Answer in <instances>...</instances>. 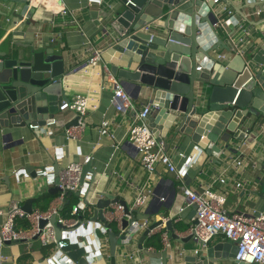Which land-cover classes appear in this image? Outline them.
Instances as JSON below:
<instances>
[{
    "label": "crops",
    "instance_id": "crops-1",
    "mask_svg": "<svg viewBox=\"0 0 264 264\" xmlns=\"http://www.w3.org/2000/svg\"><path fill=\"white\" fill-rule=\"evenodd\" d=\"M119 4L121 0H0V53L23 50L31 45L41 50L54 49L63 57L66 71L62 103L72 102L78 95L90 97L88 125L79 141L67 139L65 124H72L74 115L61 111L42 115L43 122H47L44 125H24L14 140L0 137V229L14 203L23 208L28 200H34L33 211L49 213L56 208L61 215L65 201L62 204L59 193L50 192L55 184L48 183V178L57 180L69 164L78 163L85 173L75 192L77 205L93 206L100 194L103 199L109 196L132 206L138 190H150V201L137 211L146 215L155 212L161 204L160 213L146 221L149 225L159 220L171 221L172 230L167 227L163 230L171 246L165 247L161 234L155 232L144 240L142 250L140 240L146 230L135 234L134 243L126 246L116 223L110 232L119 234L120 241L113 252L109 233L105 234V224L112 218L114 204L105 211V221L93 220L94 207L90 217L92 223L80 225L73 232L62 230V239L68 242V247L57 254L53 245L43 246L38 240L6 244L0 247V264H164L162 257L150 255L164 251L168 254L166 264H236L229 260L216 263L203 260L206 249L201 250L190 237L191 220L178 216L181 208H188L181 187L197 191L212 187L226 196L225 208L229 213L247 216L264 213V112L251 110L244 118L240 126L244 140L228 130L229 120L222 131L223 137L228 134L227 141L221 137L217 142L219 152L211 150L214 145L207 138L208 130L214 127L211 123H207L205 131L191 128L197 136L204 132L196 143L191 135L175 136L178 126L169 120L173 111L163 116L156 114L154 120L158 128L154 134L161 135L166 142V145L161 143L176 172L159 164L155 174L150 176L141 166L140 154L129 142V130L134 110L149 104L154 106V103L163 105L164 99H155L153 92L143 90L137 99H132L133 109L120 114L110 103L112 90L107 86L102 66L71 73L95 51L103 53L108 48L104 38L106 26L112 9ZM63 9L68 13L63 14ZM238 10L241 20L234 30H229L226 21L239 18ZM212 11L219 19L218 36L215 37L225 45L222 50L211 53L216 59L218 55L225 56L217 59L218 70L228 80L247 69L253 75L259 72L264 75V0H217ZM198 110L203 116L210 113L208 106ZM215 114L216 117L212 115L211 118L218 124L222 113ZM53 120L57 124L50 125ZM105 120L108 126L100 133L99 128ZM31 126L38 127L32 129ZM5 133L3 130L2 134ZM238 161L242 166H237ZM222 179L225 183L220 182ZM155 234L160 235V240L148 247L147 240ZM173 234L184 241L173 239ZM224 242L228 241L217 236L207 248ZM197 250L200 251L197 253Z\"/></svg>",
    "mask_w": 264,
    "mask_h": 264
},
{
    "label": "water",
    "instance_id": "water-1",
    "mask_svg": "<svg viewBox=\"0 0 264 264\" xmlns=\"http://www.w3.org/2000/svg\"><path fill=\"white\" fill-rule=\"evenodd\" d=\"M216 2L121 0V4L112 9L109 17L104 36L108 48L101 57L132 99H137L143 90L153 92L155 99H164L163 105L154 103L147 118L153 132L158 128L154 120L156 114L163 116L173 111L168 117L178 126L175 136L191 135L199 143L204 132L197 136L191 132V128L199 127V131H205L209 122L214 127L208 130L207 138L214 145L211 150L219 152L217 142L221 137L227 141L228 134L223 137L222 131L229 120L228 130L235 132L239 140H244L245 134L240 129L244 118L251 110L264 112V75L262 72L253 75L247 69L228 80L218 70V60L211 53L222 50L225 45L215 37L218 36L216 29L219 19L212 8ZM238 13L239 18L232 17L226 21L229 30H234V26L241 20L240 10ZM158 21L163 24L157 25ZM65 77L63 57L54 49L41 50V47L31 45L23 50L0 53V137L14 140L24 125L47 123L43 122L42 115H54L59 111L66 91ZM205 106L209 107L210 113L203 116L198 109ZM217 112L222 113L218 124L211 118L212 115L216 117ZM76 123L74 119L72 124ZM3 130H6L5 134H2ZM155 136L166 145L161 135ZM50 192L60 193L58 179ZM176 193L174 188V196ZM102 196L98 194L94 203V221H105L104 212L116 203L124 205V212L129 214V206L125 202L109 196L103 199ZM186 202L189 204L188 200ZM33 203L34 200L25 203L22 209L26 214L33 212ZM158 206L155 212L146 215L134 211L130 221L123 220L122 227L128 228L158 215L161 204ZM196 209V205H188V208H181L178 216L192 220L196 217ZM48 223L56 227L57 239L61 240L65 226L57 223L56 216H52L41 219L39 228L42 230ZM162 223L163 220L154 222L143 233L140 240L142 250L150 230ZM171 224V221L166 222L169 231L172 230ZM105 227L108 228V225L105 224ZM109 238L114 252L120 235L109 232ZM172 238L184 241L174 234ZM34 240H38V236ZM20 242L25 241L13 243ZM236 253L237 247L231 242L218 243L206 249L203 260L211 263L234 261ZM150 255L162 257L164 264L168 259L167 251L152 252Z\"/></svg>",
    "mask_w": 264,
    "mask_h": 264
},
{
    "label": "built area",
    "instance_id": "built-area-1",
    "mask_svg": "<svg viewBox=\"0 0 264 264\" xmlns=\"http://www.w3.org/2000/svg\"><path fill=\"white\" fill-rule=\"evenodd\" d=\"M63 14H67L68 10L63 9ZM231 14V12H230ZM261 14V11L258 12ZM243 29L244 27L241 26ZM244 32V31H243ZM100 51H95L93 56L83 63L79 64L71 73L78 74L87 71L89 68L102 66L105 81L107 86L112 90L110 99L111 105L120 114H125L129 109H133V101L131 96L126 92L121 82L111 73L109 67L103 62ZM225 58L224 55H218L217 59ZM70 73V74H71ZM90 107V97L88 95H78L72 102H63L59 111L70 112L77 120L76 124H65L66 135L68 140L79 141L87 128V113ZM153 106L151 104L142 107L140 110H134L133 123L129 130V142L136 148L141 157V166L153 176L159 164L165 165L170 172H176L172 164L170 156L165 152L163 144L158 141L152 128L149 126L147 118L151 113ZM50 125L57 124L53 120ZM108 123L105 120L99 128L100 133H104ZM38 126H31L35 129ZM113 137V136H111ZM237 166H242V162H237ZM49 175V174H48ZM178 176H180L178 174ZM58 187L60 189L59 197L63 204L66 196L69 193H75L81 186L82 181V165L78 163L69 164L58 176ZM225 183V180H220ZM48 183L54 185L56 180L51 181L48 178ZM238 187L241 184L237 185ZM182 192L189 201L190 205H196V217L191 220L189 234L199 244L200 249H207L211 241L222 236L228 242H231L237 247V253L234 261L245 264H264V213L256 216H247L243 213H229L226 206V196L214 190L212 187H206L200 191L192 190L186 186L181 187ZM152 197V191L138 190L135 201L132 206H129V214L124 212V205L116 203L113 207V212L109 221L117 223L122 236V242L126 246H131L133 236L144 230L149 229L150 225L147 221L143 223H134L131 227L123 228V220L130 221L132 213L145 207ZM95 207V205H93ZM87 206L84 204L76 205L73 208V214H79L84 211ZM105 215V212H104ZM56 216L57 223L65 226L70 232L80 225L92 223V219H80L78 217L65 219L58 209H53L49 213H41L33 211L31 214H26L25 211L17 203H14L9 211L7 221L0 229V247L8 243L25 241L29 242L38 236V241L43 246L53 245L55 254L68 247V242L56 236V227L48 223L42 230L39 228L41 219H49ZM105 217V216H104ZM19 218L26 219L29 224V229L17 227L16 221ZM106 219V218H105ZM107 221V225L108 222ZM196 221V223H195ZM166 229V223H162L158 227L150 230L149 234L158 232L161 234V240L165 247H170L168 234L163 230ZM110 232V228H106L105 234ZM148 234V235H149ZM200 250H197L198 253Z\"/></svg>",
    "mask_w": 264,
    "mask_h": 264
},
{
    "label": "trees",
    "instance_id": "trees-1",
    "mask_svg": "<svg viewBox=\"0 0 264 264\" xmlns=\"http://www.w3.org/2000/svg\"><path fill=\"white\" fill-rule=\"evenodd\" d=\"M75 199H76V201H75ZM77 203H78V200H77V197L75 196V193H69L66 196L65 204H64L63 209L61 211V216L65 219H71V218H76V217H78L80 219H89L92 215V212H93L92 209L94 208V206L87 205L84 212H81V213L76 215V214H73V208L77 205ZM16 224H17V227H19V228H23V229H29L30 228L29 222L24 218L17 219ZM115 224L116 223L111 222L110 229H111V226L115 225ZM157 239L160 240L159 234H155L154 236L149 238L147 240L146 245L148 247L155 245L154 241Z\"/></svg>",
    "mask_w": 264,
    "mask_h": 264
}]
</instances>
